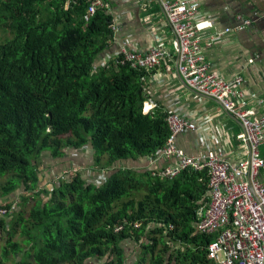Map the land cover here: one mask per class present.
Instances as JSON below:
<instances>
[{"label": "trees", "instance_id": "1", "mask_svg": "<svg viewBox=\"0 0 264 264\" xmlns=\"http://www.w3.org/2000/svg\"><path fill=\"white\" fill-rule=\"evenodd\" d=\"M92 1L0 0L10 35L0 43V264H128L126 241L141 251L136 264H214L215 238L195 227L210 201L206 169L170 179L114 167L161 154L172 113L145 110L148 70L95 66L115 30L107 7L88 13ZM88 145L94 165L111 172L105 183L69 171L39 187L43 154L61 159Z\"/></svg>", "mask_w": 264, "mask_h": 264}, {"label": "crops", "instance_id": "2", "mask_svg": "<svg viewBox=\"0 0 264 264\" xmlns=\"http://www.w3.org/2000/svg\"><path fill=\"white\" fill-rule=\"evenodd\" d=\"M103 1L109 5L116 30L110 49L97 58L95 66H109L123 48L140 54L153 49L166 50L173 60L148 70L144 81L147 100L154 99L158 108L176 114L195 126L194 130L177 136V149L191 158L216 153L222 154L231 163L246 159L247 147L240 120L215 99L189 88L179 75L177 39L159 2ZM197 1L199 8L193 21L209 23L200 47L210 71L226 80L241 77L238 89L248 97H255L248 102V109L256 116H264V0ZM244 20L249 21L248 25H244ZM227 29L231 31L225 33ZM261 154L264 155V149H261ZM93 156L90 145L78 151L67 150L61 159L52 160L48 153L43 154L44 163L39 166V187L50 189L60 174L73 170L87 183H105L111 172L98 169ZM176 166L177 160H168L162 153L155 158L120 161L114 165L115 168L150 172ZM259 180L264 184V170L260 172ZM122 249L128 264L141 254L132 241L124 242Z\"/></svg>", "mask_w": 264, "mask_h": 264}, {"label": "built area", "instance_id": "3", "mask_svg": "<svg viewBox=\"0 0 264 264\" xmlns=\"http://www.w3.org/2000/svg\"><path fill=\"white\" fill-rule=\"evenodd\" d=\"M177 39V71L184 83L199 94L218 101L222 107L237 117L243 127L246 159L229 162L222 154H205L195 158L187 157L177 149L176 138L195 126L176 114H170L168 125L170 137L162 155L166 159L177 160V166L152 170L153 176L174 178L180 170L206 169L209 174L210 201L199 207L196 213V231L200 235L212 236L214 241L208 246V258L214 264H264V184L259 174L264 170V116H256L248 109V97L238 86L241 77L226 80L210 71L204 51L200 47L207 22H194L199 3L197 0L177 2L157 0ZM97 7L109 5L103 0H93L88 13ZM249 21L244 20V25ZM116 30L115 26H112ZM227 29L225 33L230 32ZM173 60L169 52L153 49L146 54L134 53L123 48L113 64L130 65L134 69L152 70L165 61ZM157 108L154 99L145 102V110ZM64 172L57 178H64ZM17 208V203L10 212ZM8 212L0 208V217ZM140 223H135L139 229ZM122 227L117 229V232Z\"/></svg>", "mask_w": 264, "mask_h": 264}, {"label": "rangeland", "instance_id": "4", "mask_svg": "<svg viewBox=\"0 0 264 264\" xmlns=\"http://www.w3.org/2000/svg\"><path fill=\"white\" fill-rule=\"evenodd\" d=\"M10 38V35H9V33H5V32H2V30L0 29V43H3L6 39H9ZM42 163H44V159L42 158L41 159V164H40V166L42 165ZM84 164H89V162H84ZM74 171V170H73ZM19 191V190H18ZM17 191V192H18ZM18 195H15V194H12L11 196H10V200L12 199V198H16ZM18 200V199H17ZM0 236H1V234H0ZM0 246H2V243L0 244ZM140 258V256L139 257H136L135 256V258H133L130 262H129V264H136L137 262H138V259ZM129 261V260H128ZM89 264H103V262H100V261H95V262H92V263H89ZM147 264H149V262L147 263Z\"/></svg>", "mask_w": 264, "mask_h": 264}]
</instances>
